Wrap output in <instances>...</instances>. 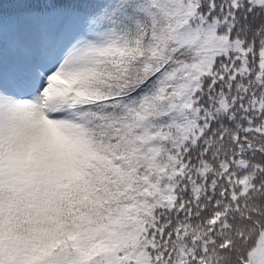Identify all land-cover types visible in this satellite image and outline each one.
I'll return each mask as SVG.
<instances>
[{
    "label": "snow or ice",
    "instance_id": "1",
    "mask_svg": "<svg viewBox=\"0 0 264 264\" xmlns=\"http://www.w3.org/2000/svg\"><path fill=\"white\" fill-rule=\"evenodd\" d=\"M0 264H264V0H0Z\"/></svg>",
    "mask_w": 264,
    "mask_h": 264
},
{
    "label": "trees",
    "instance_id": "2",
    "mask_svg": "<svg viewBox=\"0 0 264 264\" xmlns=\"http://www.w3.org/2000/svg\"><path fill=\"white\" fill-rule=\"evenodd\" d=\"M5 10H9V11H5L6 14H11V12L13 11V9L7 3H5Z\"/></svg>",
    "mask_w": 264,
    "mask_h": 264
},
{
    "label": "rangeland",
    "instance_id": "3",
    "mask_svg": "<svg viewBox=\"0 0 264 264\" xmlns=\"http://www.w3.org/2000/svg\"><path fill=\"white\" fill-rule=\"evenodd\" d=\"M5 11H9V10H5Z\"/></svg>",
    "mask_w": 264,
    "mask_h": 264
}]
</instances>
